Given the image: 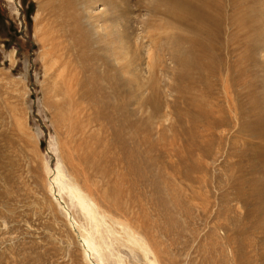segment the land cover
<instances>
[{"label":"rangeland","instance_id":"obj_1","mask_svg":"<svg viewBox=\"0 0 264 264\" xmlns=\"http://www.w3.org/2000/svg\"><path fill=\"white\" fill-rule=\"evenodd\" d=\"M47 1L0 0V264H264V215L232 184L261 143L240 119L249 104L264 119V2L250 25L223 21L214 73L179 85L148 0H120V18L74 5L59 33L77 131L57 120Z\"/></svg>","mask_w":264,"mask_h":264},{"label":"bare ground","instance_id":"obj_2","mask_svg":"<svg viewBox=\"0 0 264 264\" xmlns=\"http://www.w3.org/2000/svg\"><path fill=\"white\" fill-rule=\"evenodd\" d=\"M95 1H99L113 10L111 18H120L130 10L127 8L126 4L121 6L122 4L120 0ZM47 2L53 16L58 18L64 17L74 5H79L83 8L87 6L89 8L93 5H89V3H93L92 0H48ZM224 2L225 0H148L147 3H144V8L148 15V18L143 22L144 30L145 28L149 29L152 27L154 31L145 30V32L167 34L166 37H164L167 44L158 46L156 49L166 50L169 53L172 62L175 64V67L181 69L174 76L175 81L178 83L177 85H179V83H187L188 77H190V74L194 71L205 69L208 72L214 73L216 67L209 65L207 61L211 57L213 51L219 50L218 39L220 33L223 31V21H228L229 24L236 22L241 25L249 20L252 22L256 16V4H261L264 0H228L227 2L231 8L228 16L224 15ZM249 4L252 6L255 5V7L251 8ZM246 5H249L250 7L248 8ZM246 16L249 18L248 21L246 20ZM262 18L263 16L261 19ZM57 22H52L55 23V26H52L51 24L52 27H50L48 33L45 34V47L47 48L46 56L48 61L47 70L51 73L54 91L62 97V101H57L54 104L58 109L57 120L63 122V124L66 121L68 124L70 122L71 130L76 129L77 131H80L78 126L75 128L77 121L76 112H73L72 109L70 110L67 107L68 105L70 108L73 107L74 109H77L78 105L74 100V81H72L73 79L71 77L68 79L65 75L66 62L64 61L63 55L65 47L62 34L59 33L60 29H63L62 25L64 26V21L60 20V22ZM248 24L250 25L249 22ZM169 29L175 31L167 33V31H170ZM185 31L188 34H183ZM201 77L202 75L198 78ZM69 80L73 82L72 87L69 85ZM72 82L70 84H72ZM191 86L192 82L189 81L188 84L184 85V88H180L179 86L178 88L181 93L185 94L187 93V89ZM249 105H251L250 108L241 113L240 121L242 124V130L243 132L250 131L256 134L261 140V143L259 142V144L251 150V160L247 164L248 167L246 166L247 172L242 170L241 165V167L238 168L239 177L233 179L232 184L235 190L236 199L242 204L249 215L257 213L264 215V119L263 116H261L259 109L255 108L252 104ZM65 108H67V111ZM68 110L70 111L68 112ZM213 122L214 121H211L210 124ZM239 155H244V152L239 153ZM243 174L246 176H243ZM247 178H249L248 184L250 188H246V190L244 189V186L247 182ZM2 195H4V193L0 196ZM2 197L3 199L5 198L4 196ZM6 197H8V195H6ZM78 198V202L83 205V198L80 196H78ZM92 215L94 214L92 213ZM254 228H258L262 231L264 238V216L262 217V220L254 224ZM81 241L82 246L86 247L85 250L90 251V253H97L96 246L91 243L86 236L83 235ZM98 254L99 251L97 255ZM261 256L264 259V253L261 254Z\"/></svg>","mask_w":264,"mask_h":264}]
</instances>
